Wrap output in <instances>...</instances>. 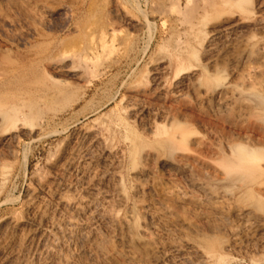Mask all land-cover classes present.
<instances>
[{
    "label": "rangeland",
    "instance_id": "374dc122",
    "mask_svg": "<svg viewBox=\"0 0 264 264\" xmlns=\"http://www.w3.org/2000/svg\"><path fill=\"white\" fill-rule=\"evenodd\" d=\"M223 1L0 0V112L8 111L7 115L11 116L10 109H13L17 116V122L12 115L14 123L10 120L0 125V168L4 174L0 180V264H17L15 261L22 259L20 257L25 264H126L119 253L128 248L140 264H212L209 260L198 259L207 242L216 248L226 245L219 264H264V196L257 194V183L264 189V171L252 170V173L256 172L253 175L251 172L247 175L244 172H241L243 175L231 173L230 178H218L221 176V160L230 157L228 150L232 145L229 144L244 141L247 144L249 140L244 139L253 136L246 127L248 118L245 122L241 121L242 116L239 117L243 113L248 117L254 102L247 88L250 85L246 76L248 66L240 64L243 61L242 64L246 65L249 59L248 64L255 65L252 57L257 45H251L250 57L240 61L238 44L241 46L250 34L257 43L258 40L264 41V32L257 27L256 20L258 16L264 18V10L259 9H264V0H248L243 5L225 2V6L221 4ZM259 3L263 5L258 8ZM217 11L223 14L215 19ZM205 12L207 14L202 15ZM204 17L206 20L202 23L203 20L199 19ZM239 19L241 23H237ZM258 19L261 25L264 24V19ZM92 23L110 24L108 27L115 29L117 41L114 39L116 44L107 50L109 54L99 55L95 58L97 62L91 56L89 59L82 57L85 52L80 50L64 60L61 57L63 51L71 50L79 43L84 47L83 29ZM216 23L225 25L227 32L223 33L224 28L220 33L214 32ZM187 55H191L188 60ZM209 59L221 69L222 79L213 78L215 83L220 82L221 85L218 83L217 86L222 87L229 81L239 86L235 88L238 92L233 90L234 94H227L230 102L226 98L229 107L225 111L217 106L216 101H202L200 94L204 84L203 87H190L193 84L190 83V79L193 81L191 70L204 66ZM53 61L64 64L70 71L52 69ZM178 67L179 73L176 71ZM180 69L186 72L182 74ZM53 79L60 82V93L55 92L50 99L36 91L37 87L50 84ZM214 88H217L216 84L211 90ZM242 99L246 100L245 108L241 106L244 104ZM166 117L170 121L172 117L182 122L180 129L169 127ZM239 121L243 123L239 124ZM244 123L246 126L243 127ZM182 126H186L188 132L185 134L188 145L185 142L179 144L180 141L174 145H187L188 150H192L184 151L193 162L191 171L170 167V161L180 146L175 152L168 137L176 129L183 131ZM242 132L250 134L248 137L243 135V141ZM141 144L148 147L145 148L147 153L153 147L155 152L157 150V154L152 151L145 157L146 161L150 158L149 162L138 156L130 157L131 150ZM198 158L201 161L198 162ZM131 160L133 163L138 161L136 166L142 165V176L135 175ZM211 167L216 171L212 172ZM240 175L241 184L239 179L236 180ZM197 183L212 187V192L225 193L224 200L223 197L210 199L203 202L201 208L200 204L194 206L181 200L185 206L181 209L182 204L173 203L160 194V187L171 185L202 199L203 192ZM134 184L140 186L139 190L134 189ZM150 185L152 188L147 190ZM119 187L125 190L124 204H118L115 199ZM145 189L151 192L147 193ZM247 190H250L249 194ZM140 191L143 193L139 195ZM251 193L255 197L249 198ZM242 194L243 197L239 196ZM155 199L163 204L168 202L166 205L170 206L174 219L169 221L171 213L169 217L151 218L150 236L181 244L174 253V250L165 249L164 241H156L155 245L160 249L157 248L158 255L162 258L157 261L148 253L147 258L141 247L127 245L126 231L121 223L123 212L125 214L132 206L135 221L132 233H138L139 226L149 220L142 216L141 208L154 201L156 204ZM215 199L218 200L212 201ZM220 199L224 201L222 204ZM223 204L230 207H223ZM232 205L237 210L243 208L251 212L249 217L253 220L247 218L248 215L240 218ZM41 208L45 209L42 211ZM205 215H209L208 218ZM70 216L81 224L82 240L63 238L51 229L52 223L58 224ZM210 218L212 221H208ZM188 219L191 223L196 222L195 226L200 225L196 226V231L185 226ZM253 221L262 229H257ZM187 246L197 250L196 253L186 250L190 249Z\"/></svg>",
    "mask_w": 264,
    "mask_h": 264
},
{
    "label": "bare ground",
    "instance_id": "6f19581e",
    "mask_svg": "<svg viewBox=\"0 0 264 264\" xmlns=\"http://www.w3.org/2000/svg\"><path fill=\"white\" fill-rule=\"evenodd\" d=\"M248 0H224L223 2L224 3H221V4H226V3H235V4H239V5H243V4H245L246 2H247ZM226 2V3H225ZM260 2V1H259ZM211 3V2H210ZM248 3V2H247ZM217 4V3H216ZM260 4L261 5H263L262 3H259V5L257 6L258 8H259V6H260ZM220 5V4H219ZM229 5V4H228ZM215 6V5H214ZM225 6V5H224ZM231 6V5H230ZM229 6V7H230ZM211 7H212V5H211ZM219 7V6H218ZM257 8V9H258ZM96 9V8H95ZM260 9V11L262 10H264V9H262V8H259ZM202 10H206V9H202ZM242 10L243 11H245V13H247V10L245 9L244 10V8H242ZM93 11V10H92ZM207 11V10H206ZM204 12V11H203ZM218 12V11H217ZM216 12V13H217ZM251 12V11H250ZM249 12V13H250ZM92 13V12H91ZM95 13H96V10H95ZM253 13V12H252ZM207 13L205 12L204 14H202V15H206ZM221 14H223V13H220V12H218L217 13V15L215 16V19H217V17H219ZM224 14H226V13H224ZM94 15V14H93ZM200 18V17H199ZM230 18V17H229ZM233 18V17H232ZM258 18H261V19H264V18H262V17H259L258 16ZM256 19L257 20V27L259 26L262 30H263V32H264V24L262 23V25H261V21H260V19ZM200 21H202V23L204 22V20H206V17H204V18H201V19H199ZM211 20H213V19H211ZM228 20V19H227ZM226 20V21H227ZM230 20V19H229ZM237 20V19H236ZM255 20V21H256ZM223 21V20H222ZM194 22H195V20H194ZM237 21H235V23H236ZM263 22V21H262ZM237 23H241V20L239 19V21L237 22ZM236 23V24H237ZM244 23V22H243ZM246 23V22H245ZM252 23V22H251ZM89 24V23H88ZM96 23H92V24H90V25H85L86 27H84V39H85V41L83 42V44L85 43V45H84V47H82V46H80L79 44H81V43H79V44H77V45H73L72 46V48H71V50H67V51H63L62 53H61V57L62 58H64V60L65 59H67L68 58V56L70 57V56H73L74 54H77V52L78 51H83L84 50V52H85V54H83V56L82 57H84L85 59L86 58H88L89 59V57L91 56V58L93 57V60H95V58L97 59V57H99V55H103L104 54V56L106 55V52H107V54H109L108 53V51L107 50H110L111 49V47H112V45H113V43H115L116 44V41H117V37H115L114 38V34L116 33H114V31H115V29H113L112 27H108V25L110 26V24H107V25H95ZM191 24H193V23H191ZM198 24H200L201 25V23L199 22ZM205 24L206 23H204L203 25V27H205ZM217 24V23H216ZM216 24H214V25H216ZM253 24H255V23H253ZM194 25V24H193ZM192 25V26H193ZM224 25V24H223ZM239 25V24H238ZM252 25V24H251ZM256 25V24H255ZM254 25V26H255ZM195 26V25H194ZM193 26V27H194ZM212 26V25H211ZM217 26V28L214 30V32H219L220 33V30H222L223 28H224V26H222L221 24H217L216 25ZM227 26V25H226ZM253 26V27H254ZM234 27V26H233ZM214 28H215V26H214ZM213 28V29H214ZM194 29V28H193ZM212 29V28H211ZM225 29V32L223 31V33H226L227 31H226V28H224ZM234 29V28H233ZM114 30V31H113ZM196 30H198L199 31V29H196ZM201 30V29H200ZM259 30V29H258ZM262 30H261V32H262ZM208 31H210V30H208ZM212 31V30H211ZM262 32V33H263ZM195 33V32H194ZM194 33H192V34H194ZM198 33V32H197ZM218 33V34H219ZM261 33V34H262ZM216 34V33H215ZM222 34V33H221ZM212 35V34H211ZM210 35V36H211ZM220 35V34H219ZM262 35H264V34H262ZM115 36H117V33H116V35ZM119 36V35H118ZM213 36V35H212ZM216 36V35H215ZM253 36L254 35H248L246 38H244V40H243V42H242V44H241V46H239V44H238V47H240V53H239V58H240V61L242 60V59H247V58H249L250 57V53H252V51H250L251 50V48H250V46L251 45H257L255 48H256V53L253 55V57H252V55H251V57H252V59H253V62L255 63V65H250V63L248 64V60L249 59H247V64L245 65V63L244 64H242L243 63V61L241 62V64L240 65H244V66H248V71H246L247 73V81H249V87H247V88H249L250 89V95L249 96H251L254 100H251V101H254L253 102V107L252 106H250V102H248L249 103V107H250V110H251V107H252V112L249 114L248 113V111L247 110H249V107H246V108H248L247 110L245 109H243V108H245V101H244V104H241V102H240V104H241V106H243V112L245 111H247V114H249V116L248 117H246L245 115L243 116V114H245V113H243L242 115H239V117L240 116H242L243 117V119L241 120V121H245L246 120V118H248L247 119V122H246V125H245V123L243 124V127L244 126H246L247 127V129H249L250 131H252V133H253V136L251 135V137H249V138H246V139H244V140H249L248 142L249 143H247L246 144V141H244V142H241V143H245V145H243V144H241L240 142L238 143V144H236V145H233V144H229V145H232V146H229V155H230V157H229V159L228 160H221V162H222V164H221V162H220V160H218L219 161V165L221 164V167H220V175H218V176H220V177H218V178H220V179H223L224 180V178H226V177H228L229 175H231V173H233V174H241V172L243 173L244 172V175H247L248 174V172H251L250 174H255L257 171L258 172H263L264 171V41H259L258 40V43L256 42V40L255 39H252L253 38ZM214 37V36H213ZM255 38V37H254ZM114 39H116V41L114 40ZM119 39V38H118ZM213 39V38H212ZM215 39V38H214ZM259 39V38H258ZM264 38H262V40H263ZM255 40V41H254ZM260 40H261V38H260ZM115 41V42H114ZM212 41V40H211ZM240 41V40H239ZM209 42V41H208ZM240 43V42H239ZM120 44V43H119ZM211 45L213 44V43H210ZM237 44V43H236ZM79 45V46H78ZM207 45V44H206ZM208 45H209V43H208ZM213 46V45H212ZM204 47H206V46H204ZM203 47V48H204ZM211 47V46H210ZM210 47L208 48V50H210ZM83 48V49H82ZM115 47H113V49H114ZM233 48V47H232ZM205 49V48H204ZM213 47L211 48V50L213 51ZM206 50V49H205ZM207 50V51H208ZM80 51V52H81ZM112 51V50H111ZM249 51H250V53H249ZM205 52V51H204ZM210 53V52H209ZM82 54V53H81ZM191 54V53H190ZM194 54V53H193ZM206 54H208V53H206ZM230 54V53H229ZM79 55V54H78ZM103 56V57H104ZM189 56H191V55H187V60H188V57ZM209 56V55H208ZM213 57V56H212ZM106 58V57H105ZM105 58H103V59H105ZM190 58V57H189ZM193 58H194V56H193ZM207 58V57H206ZM209 58V57H208ZM233 59L235 58V56H233L232 57ZM242 58V59H241ZM99 59V58H98ZM251 59V60H252ZM63 60V59H62ZM61 60V61H62ZM63 60V61H64ZM191 60V59H190ZM213 60V59H212ZM212 60H207L206 61V63L204 64V66H201L200 65V68L199 69H195V67L193 68V66H192V70H191V75H190V77H192V79H193V81H191V79H190V83L191 82H193V84H190V87H191V85H192V87L191 88H193V85H195V86H200L201 87V85L202 84H204V88L202 89L201 88V98H202V101H203V99L204 100H213V101H216L217 102V106H219L220 107V109H222V110H226L229 106H228V102L226 101V98H228L229 99V97H227V94H229V96H231V93H233L232 91L233 90H235V92H236V90L237 89H235L237 86L236 85H233L230 81L229 82H226V83H224V85H222V87H220L219 85L217 86V84L219 83L220 84V82H214V80H213V78H217V79H222L221 77V74L222 73H220V68L218 69V65L217 64H215V62L213 63L212 62ZM229 60H231V62H232V59H229ZM250 60V61H251ZM95 61H97V60H95ZM105 61V60H104ZM222 61V60H221ZM249 61V62H250ZM54 62V61H53ZM98 62V61H97ZM223 63H224V61H222ZM236 62V61H235ZM59 63V62H58ZM57 62H54L52 65H51V68L52 69H54V70H56V71H62V72H69L70 70L69 69H67L66 68V66L64 65V64H58ZM102 63V62H101ZM251 63H252V61H251ZM183 64V63H182ZM182 64H180L179 65V67L180 68H182ZM187 64H188V62H187ZM190 64V63H189ZM232 64H235V63H232ZM235 65H237V62H236V64ZM239 65V64H238ZM250 65V66H249ZM185 66V65H184ZM187 66V65H186ZM220 66V65H219ZM233 66V65H232ZM252 66V67H251ZM179 67H178V69L176 70L178 73H179ZM250 67H251V69H250ZM165 68V67H164ZM185 68V67H184ZM187 68V67H186ZM189 68V67H188ZM236 68V67H235ZM183 69V68H182ZM182 69H180V73L182 72V74H183V72H186L185 71V69L184 70H182ZM189 69H191V67L189 68ZM250 69V70H249ZM189 71V70H188ZM236 72V71H235ZM73 73V72H72ZM71 73V74H72ZM220 73V74H219ZM70 74V73H69ZM242 74V73H241ZM75 75V74H74ZM187 75H189V73L187 74ZM217 75H220V77L219 76H217ZM183 78V77H182ZM48 83H50V82H48ZM215 84H216V87L217 88H214V89H212L211 90V88L214 86L215 87ZM236 84V83H235ZM42 85H44V84H42ZM60 82L58 81V80H55V79H53L52 81H51V83L50 84H47V83H45V85L44 86H40V87H35L36 88V91L38 92V93H41V95H43L44 97H46V98H50L51 96H52V94H54L55 92L57 93V91H58V89H59V87H60ZM178 85H179V82H178ZM213 85V86H212ZM221 85V84H220ZM202 87H203V85H202ZM211 87V88H210ZM218 87H220V88H218ZM239 87V86H238ZM237 87V88H238ZM34 88V89H35ZM199 89V88H198ZM33 90V89H32ZM60 90V89H59ZM63 90V89H62ZM195 91V90H194ZM197 91V90H196ZM239 91H241V89L239 90ZM59 92V91H58ZM229 92H231V93H229ZM237 92H238V90H237ZM60 93V92H59ZM234 94V93H233ZM243 94V93H242ZM249 94V93H248ZM240 95V94H239ZM43 96H42V98H43ZM60 96V95H59ZM235 96V95H234ZM248 96V95H247ZM250 97V98H251ZM41 98V99H42ZM51 99V98H50ZM54 99V98H53ZM232 99V98H231ZM48 100V99H47ZM233 100H235V98H233ZM247 101H248V99H247ZM49 102V101H48ZM209 102V101H208ZM229 102H230V99H229ZM232 102V101H231ZM243 103V102H242ZM216 104V103H215ZM233 104V103H232ZM236 104V103H235ZM251 104H252V102H251ZM1 103H0V108H1ZM246 105L248 106V104L246 103ZM240 106V105H239ZM233 107V106H232ZM235 107V106H234ZM236 108V107H235ZM240 109V108H239ZM20 111H21V109H19ZM19 110H17L18 112H19ZM230 110V109H229ZM10 111L12 112V115H13V118L15 119V122H17V116H16V113L15 112H13V109H10ZM16 111V110H15ZM238 111V110H237ZM8 112V111H7ZM7 112H4V113H1L0 112V125H4V123H6V122H10V120L12 119L11 118V116H9V115H7ZM221 113H222V111H220ZM6 113V114H5ZM28 113V112H27ZM231 113V112H230ZM237 113H239V111L237 112ZM242 113V112H241ZM241 113H239V114H241ZM10 114V113H9ZM21 114V113H20ZM15 115V116H14ZM19 115V114H18ZM227 115V114H226ZM238 115V114H237ZM242 117H240V118H242ZM167 118V117H166ZM233 118V117H232ZM235 118V117H234ZM238 118V117H237ZM245 118V119H244ZM168 119V118H167ZM173 118L171 117V121L168 119V121H169V127H173L174 129L175 128H177V129H180L179 127H180V125H182L183 123L182 122H179L177 119L176 120H172ZM232 120V119H231ZM237 119H235V121H236ZM238 121V120H237ZM11 122H12V120H11ZM12 123H14V122H12ZM182 123V124H181ZM240 123H243V122H240L239 121V124ZM233 124V123H232ZM236 124V123H235ZM238 125V124H237ZM242 125V124H241ZM12 126L13 125H11V128H12ZM165 126V125H164ZM233 126H234V124H233ZM5 127V126H4ZM17 127V126H16ZM184 127H186V126H182V128H184ZM245 127V128H246ZM7 128V127H6ZM168 128V127H167ZM239 128V127H238ZM13 129V128H12ZM164 129V128H163ZM172 130L173 132H171V134H170V136L168 137V143H170V141L172 142L171 144H173L172 145V147L174 148V151L176 152V149H177V154H175V156L172 158V160L170 161V167L171 166H173L174 168H175V170L176 169H179V170H183V171H191V170H193L194 169V166H193V162H192V160L191 159H189L190 157H188V154H185L184 153V151L185 152H187V151H189V152H191L190 151V149L188 150V148H187V145H188V143L186 142L187 141V137H186V133H188L185 129L186 128H184V130L182 131V130ZM242 130V129H241ZM246 130V129H245ZM5 131V130H4ZM243 131V130H242ZM190 132V131H189ZM164 133V132H163ZM189 135V134H188ZM242 136H241V139H242V141H243V138L246 136V137H248V136H250V134H248V133H246V135L245 134H243V132H242V134H241ZM243 135H245V136H243ZM243 137V138H242ZM167 137L164 135V140H167L166 139ZM163 140V142L162 143H164L165 141ZM176 141H180L179 142V144L180 143H184L185 142V144H187V145H184L183 147H182V144L181 145H179V146H175L174 144H175V142ZM189 142V141H188ZM161 143V144H162ZM177 143V142H176ZM191 144H192V141L190 142ZM200 143V142H199ZM178 144V143H177ZM193 144H195V143H193ZM133 144L131 143V146H132ZM142 145V144H141ZM137 145L138 147H136V148H133V150H131L130 152V157L132 156H138V158H143V160L142 161H144V158L148 155V154H151V152L153 151V152H155V149L153 150V148H152V151L151 152H149V153H147L146 152V149L148 148V147H146V146H144V145ZM200 145V144H199ZM136 146V145H135ZM141 146V147H140ZM160 147H161V145H159ZM171 146V145H170ZM175 146V147H174ZM186 146V147H185ZM134 147V146H133ZM139 147H140V149H139ZM142 147H144V148H142ZM152 147V146H151ZM159 147V148H160ZM177 147V148H176ZM182 147V148H181ZM132 148V147H131ZM130 148V149H131ZM146 148V149H145ZM150 148V147H149ZM172 148V149H173ZM187 148V149H186ZM145 151H144V150ZM151 149V148H150ZM181 149H183V151L181 150ZM184 149H186V150H184ZM149 150V149H148ZM181 150V151H180ZM150 151V150H149ZM172 151V150H171ZM156 154H157V150H156V152H155ZM155 153H153V154H155ZM159 154V153H158ZM218 155V154H217ZM151 156V155H150ZM153 156V155H152ZM200 156V155H199ZM148 157V156H147ZM146 157V158H147ZM155 157V156H154ZM160 157V156H159ZM146 158H145V161H146ZM162 158V157H161ZM193 158V157H192ZM152 159H155V158H152ZM204 159V158H203ZM141 160V159H140ZM139 160V161H140ZM149 160H150V158H149ZM149 160L148 161H146V162H149ZM166 160V159H165ZM199 160L201 161V159H199L198 158V162H199ZM132 161V160H131ZM134 161V160H133ZM133 161H132V166H133V170L135 171L134 173H135V175H140L141 174V176L143 175L142 173L144 172L143 171V169H142V165L140 166V164L138 165V166H136L138 163V161L137 160H135V162H136V164L135 165H133L134 163H133ZM144 161V162H145ZM153 161V160H152ZM168 161H169V159H168ZM194 161V160H193ZM196 160L194 161V163H196L197 162ZM203 161V160H202ZM205 161V160H204ZM217 161V162H218ZM223 161H224V163H223ZM159 162V161H158ZM162 163L164 162V161H161ZM167 162V161H166ZM212 162H216V161H212ZM211 162V163H212ZM150 163H151V161H150ZM161 163V164H162ZM204 163V162H203ZM203 163H201V164H203ZM141 164H142V162H141ZM197 164V163H196ZM201 164H199L198 165V167L199 166H201ZM207 164V163H206ZM206 164H204V165H206ZM209 164H207V166H208ZM216 165H218L217 163H216ZM218 165V166H219ZM163 166V165H162ZM159 167V166H158ZM166 167V166H165ZM168 168V167H167ZM197 168V167H196ZM200 168V167H199ZM203 168H205V167H203ZM202 167H201V169H203ZM212 169H210L212 172H215L216 170H215V168H213V167H211ZM146 169V168H145ZM170 169H172V168H170ZM207 169V168H206ZM209 169V168H208ZM147 170V169H146ZM209 170V171H210ZM252 170H257L256 172L255 171H253V173H252ZM260 170V171H259ZM149 171V170H148ZM174 171V170H173ZM202 171V170H201ZM208 172V171H207ZM207 172H205L206 174H207V177H209V175H208V173ZM212 172H210V173H212ZM247 172V173H246ZM257 172V173H258ZM193 174H195V173H193ZM198 174V173H197ZM214 174H217V172L216 173H214ZM249 174V175H250ZM4 174H3V171H2V169L0 168V180H2L1 178H2V176H3ZM145 175V174H144ZM147 175H148V173H147ZM241 175H243V174H241ZM241 175L240 176H238V178H236V180H238L239 179V177H241ZM251 175V176H252ZM136 176V177H137ZM212 176V175H211ZM250 176V177H251ZM194 177V176H193ZM195 177H197L196 175H195ZM231 177V176H230ZM230 177H228V178H230ZM254 177V176H253ZM193 179V178H192ZM210 179H213L212 177L210 178ZM255 179H256V177H255ZM138 180H139V178H138ZM235 180V183H237V181ZM242 181V179L240 178L239 179V181ZM253 180H254V178H253ZM192 180H190V182H191ZM216 181V180H215ZM232 181V180H231ZM233 181H234V179H233ZM241 181H240V184H241ZM149 182H151V181H149ZM192 183V182H191ZM137 184V183H136ZM158 184H160V182L158 183ZM157 184V185H158ZM238 184V183H237ZM260 184V183H259ZM258 183H257V194L258 195H260V196H264V189L259 185ZM143 185V184H142ZM144 185H146L145 183H144ZM154 185H156V184H154ZM164 185H166V184H164ZM197 185H198V187L202 190V192H203V200L202 199H198V198H196V197H194V196H192L191 194H187V193H189V192H185V191H183V190H181V189H179V188H176L175 186H168V187H160L161 189H160V194H161V196L163 197V198H167L168 200H171L173 203L174 202H179V204L181 205H183V203H181L180 201L181 200H183L182 202H185L184 200H187V201H189V204L190 203H192V204H194V206L195 205H198V204H200V207L199 208H201L202 206H201V204L203 203V202H206V201H209L210 199H213V198H222V200H224V197H225V193H222L221 191L220 192H212V190H210L211 188H208V186H205L206 184H203V183H197ZM234 185V184H233ZM258 185L260 186L259 188H258ZM122 187V186H121ZM121 187H119L117 190H116V192H115V199H116V202L118 203V204H124L125 203V201H126V195L124 194L125 193V190H122L121 189ZM134 189L135 190H139V188H140V186L139 185H135L134 184ZM197 187V186H196ZM148 188V187H147ZM152 187H151V185H150V187L147 189V190H149V189H151ZM155 188H156V186H155ZM132 189V188H131ZM159 189V188H158ZM246 189V188H245ZM250 190H252V187L251 188H249ZM141 190V189H140ZM146 190V189H145ZM145 191V192H147V193H149V192H151V191ZM250 190H249V192H250ZM254 190H256V188L254 189ZM142 191V190H141ZM139 192V195H140V193H143V192ZM153 191H155V190H153ZM219 191V190H218ZM225 192V191H224ZM247 192H248V190H247ZM249 192H248V194H249ZM154 193H156V192H154ZM227 193H229L228 191L226 192V194ZM231 193V192H230ZM233 194V193H232ZM231 194V195H232ZM244 194H245V192H244ZM244 194H242V195H239V196H242L243 197V195ZM248 194H247V196H248ZM135 195H136V193H135ZM138 195V194H137ZM137 195H136V197H137ZM202 195V194H201ZM230 195V196H231ZM251 196H248L249 198L250 197H255V196H252L253 194L251 193L250 194ZM153 196V195H152ZM227 196V195H226ZM108 197V196H107ZM140 197V196H139ZM228 197V196H227ZM227 197H226V199H227ZM232 197V196H231ZM230 197V198H231ZM237 197V196H236ZM242 197H239L238 199H240V198H242ZM105 198V197H104ZM156 198H157V196H156ZM113 200H114V198H113ZM155 200H157V199H155ZM218 200V199H217ZM216 199L215 200H212V201H217ZM221 199L219 200L220 201V203H221V201H222ZM232 200V199H231ZM241 200V199H240ZM253 200V199H252ZM112 201V200H111ZM158 201V200H157ZM171 201H169V202H171ZM228 202H229V197H228V200H227ZM227 201H225V203L227 202ZM155 202V201H154ZM148 203L147 205H145V206H143L141 209H142V216L144 217V218H148L149 220H148V222H145V224H143V225H140L139 226V228H138V233H136V234H133L132 233V228L131 227H133V222H135L134 221V217H133V210L134 209H132V206H129L128 208H127V210L125 211V214H124V212H123V216H122V221H121V223H123V227H124V229H125V231H126V235L124 236L125 237V241H126V243H127V245L128 246H131V245H136V246H139V247H141L145 252H146V256H147V253L149 254V256L151 257V258H153L155 261H157L158 259H160L161 258V255H158L159 254V251H158V247L155 245V242L156 241H160V240H156L155 238H153V237H151L150 236V231H149V227H151V218H153V217H169V216H171V219L169 220V221H171L172 220V215H174L173 213H171V209H170V206L169 205H166L168 202L166 201V204H163V203H161V202H157L156 204L155 203ZM222 202H224V201H222ZM237 202H238V200H237ZM240 202V201H239ZM127 203V202H126ZM187 203V202H186ZM210 203H213V202H210ZM210 203H209V205H210ZM220 203H218L217 202V204H220ZM189 204H185V205H189ZM191 204V205H192ZM214 204V203H213ZM222 204V203H221ZM220 204V205H221ZM228 204V203H227ZM226 204V205H227ZM71 205H74L75 206V204H71ZM139 205V204H138ZM181 205V206H182ZM203 205V204H202ZM205 205L207 206L208 204L207 203H205ZM225 204H223V207L224 206H226ZM230 205H231V203H230ZM142 206V205H141ZM184 206V205H183ZM181 207V209H183V208H185V206L184 207ZM193 206V205H192ZM193 206V207H194ZM204 206V205H203ZM212 207H214V205H211ZM219 206V205H218ZM214 207L215 209H217V208H220V206L219 207ZM222 206V205H221ZM233 206L234 205H232L231 206V208H233ZM190 207V206H189ZM208 207H210V206H208ZM226 207H230V206H226ZM38 208V207H37ZM40 208V207H39ZM118 208V207H117ZM214 208L212 209V210H214ZM230 208V209H231ZM234 208H236L235 206H234ZM233 208V209H234ZM42 209V211H43V209H45V208H41ZM41 209H40V211H41ZM81 209V208H80ZM192 209V208H191ZM194 209H196L195 207H194ZM203 209V208H202ZM201 209V210H202ZM204 209H206V207L204 208ZM208 209H211V208H208ZM224 209V208H223ZM225 209H227V208H225ZM232 209V210H233ZM243 208H238V210H237V208L235 209L236 211H238V215H240L241 217L240 218H242V216L243 215H248L247 216V218H250L251 219V216L249 217V214H251V212L249 213V211H244V210H242ZM76 210V209H75ZM221 210H222V208H221ZM234 210V211H235ZM41 211V212H42ZM90 211V210H89ZM198 211V210H197ZM224 211H226V210H224ZM223 211V212H224ZM235 211V212H236ZM255 211H256V209H255ZM79 212V211H78ZM118 212V211H117ZM216 212V211H215ZM171 213V214H170ZM206 213V212H205ZM204 213V214H205ZM222 213V212H221ZM234 213V212H233ZM253 213V212H252ZM39 214V213H38ZM45 214V213H44ZM170 214V215H169ZM179 214V213H178ZM217 214H219V210H218V212H217ZM236 214V213H235ZM40 215V217H42L41 216V213L39 214ZM43 215V214H42ZM117 215V214H116ZM169 215V216H168ZM180 215V214H179ZM184 215V214H183ZM195 215V214H194ZM212 215V214H211ZM210 215V216H211ZM111 216V215H110ZM205 216H207V215H205ZM209 216V215H208ZM208 216H207V218H208ZM39 217V216H38ZM40 217H39V219H40ZM244 217V216H243ZM257 217V216H256ZM183 218V217H182ZM185 219H186V217H184ZM215 218V217H214ZM252 218H253V216H252ZM259 218V217H258ZM151 219V220H150ZM174 219V218H173ZM243 219V218H242ZM245 219V218H244ZM254 219H256L257 220V218H255L254 217ZM209 220H211V218L210 219H208V221ZM253 219H251V221H252ZM153 221V220H152ZM154 221H155V219H154ZM185 221V220H184ZM191 220H189L188 219V221H185L184 222V224H185V226L188 228V229H190V230H192V231H196V226L198 225H194L195 223L194 222H190ZM212 221V220H211ZM246 221H248L247 219H246ZM255 221V220H254ZM253 221V222H254ZM34 222V221H33ZM55 222V221H54ZM166 222V221H165ZM174 222V221H173ZM252 222V223H253ZM51 224V223H50ZM136 224V223H135ZM164 224V223H163ZM171 224V223H170ZM180 224V223H179ZM254 224H255V222H254ZM257 224V223H256ZM255 224V225H256ZM153 225H155V224H153ZM169 225V224H168ZM80 226H81V224H79L75 219H73L71 216L70 217H67V218H64V220L62 221V222H60V223H52L51 224V229L55 232V233H58V234H60V235H62L63 236V238L65 237V238H67V239H71V240H77V239H79V240H82V238H81V236H82V234L80 235V231H79V229H80ZM200 225H198V227H199ZM36 227V226H35ZM165 227V226H164ZM207 227V226H206ZM205 227V228H206ZM256 227H257V225H256ZM258 227H260V225L258 226ZM258 227H257V229H258ZM261 229H262V227H260ZM165 229V228H164ZM210 229H212V228H210ZM264 229V228H263ZM205 230V229H204ZM208 230V229H207ZM260 230V229H259ZM48 231V230H47ZM152 231V230H151ZM214 231V230H213ZM153 232H155L154 230H153ZM152 232V233H153ZM200 232V231H199ZM212 232V231H211ZM215 232V231H214ZM32 233V232H31ZM162 233V232H161ZM184 233V232H183ZM193 233H195V232H193ZM166 234V233H165ZM172 234V233H171ZM153 235V234H152ZM160 235V234H159ZM158 235V236H159ZM164 235V234H163ZM28 236V235H27ZM162 236V235H161ZM156 237V236H155ZM170 237V236H169ZM233 237V236H232ZM10 238V237H9ZM61 238V237H60ZM91 238V237H90ZM166 238V237H165ZM168 238V237H167ZM15 239V238H14ZM159 239V238H158ZM19 240V239H18ZM90 240V239H89ZM93 240V239H92ZM240 240V239H239ZM16 241V240H15ZM32 241V240H31ZM94 241V240H93ZM161 241H164V245L166 246L165 247V249L167 248V249H169L170 250V252H171V250H174V253L175 252H177L178 250H179V248H180V245L181 244H179V243H176V242H172V241H169L168 239L166 240H161ZM160 241V242H161ZM203 241H205V240H203ZM235 241V240H234ZM4 242V241H3ZM22 242V241H21ZM25 242V241H24ZM86 242H88V241H86ZM90 242V241H89ZM177 242H179V241H177ZM234 243V242H233ZM16 244V243H15ZM18 244V243H17ZM21 244V243H20ZM160 244V243H159ZM184 244V243H183ZM183 244H182V246H183ZM235 244L237 245V242L235 241ZM5 245V244H4ZM125 245V244H124ZM185 245V247H186V244H184ZM97 246H98V244H97ZM96 246V247H97ZM181 246V247H182ZM189 246H191V245H189ZM189 246H187V247H189ZM232 245H230V247H231ZM184 247V248H185ZM6 248V247H5ZM128 248V247H127ZM127 248H125V249H127ZM158 248V249H157ZM190 248V247H189ZM193 248V247H192ZM192 248H190V249H186V250H194V249H192ZM227 248H228V246H227ZM136 249H138L137 247H136ZM226 249V245H224V246H220L219 248H216V247H214L213 245H212V243H210V242H207L206 243V248L203 250V251H201V254L199 255V257H198V259H200L201 261H205V260H209V261H211V263L212 264H219V262H221L220 260H221V258H222V253H223V250H225ZM160 250V249H159ZM162 250V249H161ZM12 251V250H11ZM10 251V252H11ZM167 251V250H166ZM195 251V250H194ZM193 251V253L195 254L196 253V251L194 252ZM3 252V251H2ZM18 253V252H17ZM114 253V252H113ZM136 253H137V250H136ZM166 253V252H165ZM16 254V253H15ZM20 254V253H19ZM141 254V253H140ZM161 254V253H160ZM172 254H173V252H172ZM119 255H120V257H121V259L123 260V261H125L126 262V264H140L138 261H137V259H135V254H133V252L131 251V249L130 248H128V250H125V251H122V252H120L119 253ZM182 255V254H181ZM7 256V255H6ZM18 256V255H17ZM137 256V255H136ZM139 256V255H138ZM163 256V255H162ZM165 256V255H164ZM224 256V255H223ZM14 257H16V256H14ZM19 257V256H18ZM143 257V256H142ZM225 257V256H224ZM223 257V258H224ZM20 258H22V259H19V260H17L18 258H16V260L17 261H15L17 264H25L24 263V260H23V257H20ZM139 258V257H138ZM144 258V257H143ZM147 258H148V256H147ZM173 258V257H172ZM179 258V257H178ZM140 260H141V258H139ZM138 259V260H139ZM153 259H152V261H153ZM162 259V258H161ZM164 259H166V257L164 258ZM197 260V259H196ZM199 260V261H200ZM145 261V260H144ZM164 261V260H163ZM198 261V260H197ZM252 261V260H251ZM124 262V263H125ZM148 263V262H147ZM157 263V262H156ZM208 263H210V262H208ZM207 263V264H208ZM153 264H154V262H153ZM220 264H222V263H220Z\"/></svg>",
    "mask_w": 264,
    "mask_h": 264
}]
</instances>
